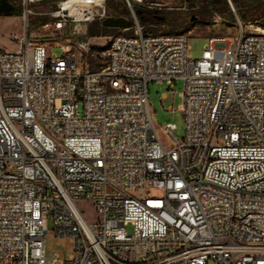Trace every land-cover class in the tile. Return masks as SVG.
<instances>
[{
  "label": "built area",
  "instance_id": "1",
  "mask_svg": "<svg viewBox=\"0 0 264 264\" xmlns=\"http://www.w3.org/2000/svg\"><path fill=\"white\" fill-rule=\"evenodd\" d=\"M6 1L26 17L44 0ZM67 1L62 55L49 36L0 48V264H264V30L192 58L188 34L133 17L99 48ZM177 80L185 137L168 123L165 143L149 84ZM49 217L74 243L66 260L47 253Z\"/></svg>",
  "mask_w": 264,
  "mask_h": 264
},
{
  "label": "rangeland",
  "instance_id": "2",
  "mask_svg": "<svg viewBox=\"0 0 264 264\" xmlns=\"http://www.w3.org/2000/svg\"><path fill=\"white\" fill-rule=\"evenodd\" d=\"M62 0H44L30 6V12L24 17L7 15L8 12L0 13V48L11 50L16 47V43L10 40L12 35L29 36L37 38H48L49 55H62L61 43L71 37V26L66 25L64 30L56 29L61 20L59 5ZM196 3L192 7L185 0H153L146 4L134 3L131 6L127 1H122L123 16L126 18H136L145 32L162 34L174 32L178 34H188L191 49L189 54L192 58H199L207 39L211 36H225L234 38L243 30L245 33L264 30V10L256 14L254 21L251 16L245 20L242 18V11L247 4L242 3L237 7L233 0H228L229 11L205 12L207 8L205 0H194ZM221 1V0H213ZM20 8V6H16ZM264 8V6H263ZM23 13V12H22ZM107 16L117 17L113 12L107 11L105 1V16H95L84 26L86 35L90 37V45L102 48L106 46L110 37L121 32V28L106 27L103 20ZM171 18V23H163L165 19ZM48 25V26H46ZM90 68L99 69L105 65L106 58L90 59ZM183 89V81L177 80L173 85L167 83L149 84L150 108L153 121L159 128L162 140L167 143V137L162 133L161 127L168 123L176 124L174 132L177 139L185 137L186 122L183 112L179 109L182 98L180 92ZM89 218L95 215L92 206L87 202H82ZM48 233L46 236V249L49 256H57L60 260L68 259L74 252V243L70 238L58 237L55 234L53 217H49L47 223ZM129 233L133 232L131 225L127 226ZM56 264H62L61 261ZM209 264H216L210 261Z\"/></svg>",
  "mask_w": 264,
  "mask_h": 264
},
{
  "label": "trees",
  "instance_id": "3",
  "mask_svg": "<svg viewBox=\"0 0 264 264\" xmlns=\"http://www.w3.org/2000/svg\"><path fill=\"white\" fill-rule=\"evenodd\" d=\"M122 1L124 0H106V7L107 11L113 12L116 16H123V9L121 7ZM207 8L204 10L205 12L213 14L214 12H221V11H229L230 6L228 4V0H221V1H213V0H205ZM185 2L189 3L192 7L196 3L194 0H185ZM233 3L240 7L242 3H246V9L242 11V18L247 20L248 16H251L254 21H257L258 18H255L256 14L260 13L264 10V0H233ZM7 15H14L20 16L22 15V9L17 8L16 6L13 7L11 11H8ZM163 23H171L173 20L171 18H167L163 20ZM146 34H154L152 32H145ZM166 33H174V32H166Z\"/></svg>",
  "mask_w": 264,
  "mask_h": 264
},
{
  "label": "bare ground",
  "instance_id": "4",
  "mask_svg": "<svg viewBox=\"0 0 264 264\" xmlns=\"http://www.w3.org/2000/svg\"><path fill=\"white\" fill-rule=\"evenodd\" d=\"M63 9L88 21L93 20L94 16L103 15L101 0H69L63 4Z\"/></svg>",
  "mask_w": 264,
  "mask_h": 264
},
{
  "label": "water",
  "instance_id": "5",
  "mask_svg": "<svg viewBox=\"0 0 264 264\" xmlns=\"http://www.w3.org/2000/svg\"><path fill=\"white\" fill-rule=\"evenodd\" d=\"M13 5L6 0H0V13L8 12L13 9ZM133 20L126 18L124 16H107L103 20V25L106 27H116V28H127L130 27Z\"/></svg>",
  "mask_w": 264,
  "mask_h": 264
}]
</instances>
